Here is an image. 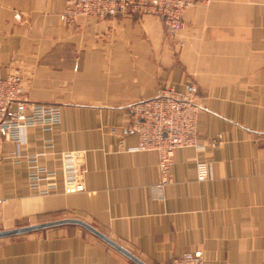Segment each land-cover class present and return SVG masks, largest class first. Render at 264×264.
<instances>
[{
    "label": "crops",
    "instance_id": "1",
    "mask_svg": "<svg viewBox=\"0 0 264 264\" xmlns=\"http://www.w3.org/2000/svg\"><path fill=\"white\" fill-rule=\"evenodd\" d=\"M64 9V0H0L2 74L19 69L31 100L61 109L51 129L30 127L20 150L0 141V230L74 218L146 264L187 251H201L205 264H264V0H196L177 38L156 15L69 25ZM188 83L199 92V139L220 143L177 148L172 182L158 192L159 155L135 150L126 125L136 102ZM67 151L77 154L83 192H64ZM204 160L214 176L198 180ZM36 166L54 173L39 184L55 186L47 193L29 184ZM0 264L137 263L65 225L0 238Z\"/></svg>",
    "mask_w": 264,
    "mask_h": 264
},
{
    "label": "built area",
    "instance_id": "2",
    "mask_svg": "<svg viewBox=\"0 0 264 264\" xmlns=\"http://www.w3.org/2000/svg\"><path fill=\"white\" fill-rule=\"evenodd\" d=\"M195 2L196 0H66L61 19L73 25L79 18L103 19L152 14L163 20L166 35L175 38L183 28L186 10ZM16 18L20 19V15L16 14ZM1 71L0 68V141L14 142L20 150L26 143V131L38 125L51 129L60 122L61 109L56 104L31 100L19 69H12L5 75ZM198 101L196 84L188 83L182 90L168 84L158 88L154 97L140 100L132 106L126 128L138 136L135 150L158 153L160 180L155 185L158 192H162L164 186L172 182L170 171L177 148L193 147L203 150L209 145L216 147L219 144L215 139H199L197 120L201 106ZM22 156L19 151L17 160ZM3 158L0 151V161ZM30 159L35 161L36 157L30 156ZM53 175L47 168L39 167L28 176V181L35 191L47 193L55 186L40 190L39 184ZM61 175L66 194L85 191L76 152L67 151L62 154ZM197 176L198 180L214 176L210 162H197ZM172 264H205V260L201 251H187L175 258Z\"/></svg>",
    "mask_w": 264,
    "mask_h": 264
},
{
    "label": "water",
    "instance_id": "3",
    "mask_svg": "<svg viewBox=\"0 0 264 264\" xmlns=\"http://www.w3.org/2000/svg\"><path fill=\"white\" fill-rule=\"evenodd\" d=\"M65 225H77L80 226L90 233L94 234L98 238L102 239L105 241L107 244L110 246L114 247L118 251H120L122 254L127 256L129 259L134 261L137 264H146L144 261H142L140 258H138L136 255L131 253L129 250L106 236L104 233H102L100 230L92 226L91 224L80 220V219H74V218H64V219H59V220H54V221H49V222H43V223H37V224H31V225H25V226H18L12 229H6V230H0V238H5V237H12V236H18V235H23V234H28L40 230H45L48 228H53V227H59V226H65Z\"/></svg>",
    "mask_w": 264,
    "mask_h": 264
},
{
    "label": "rangeland",
    "instance_id": "4",
    "mask_svg": "<svg viewBox=\"0 0 264 264\" xmlns=\"http://www.w3.org/2000/svg\"><path fill=\"white\" fill-rule=\"evenodd\" d=\"M64 6H66V0H64ZM185 15V14H184ZM15 17H16V15H15ZM159 17V16H158ZM163 21V20H162ZM163 26H164V24H163ZM164 31H165V29H164ZM178 36V35H177ZM175 38H177V37H175ZM219 143H220V141H219ZM22 226V225H21ZM25 226V225H24ZM18 227V226H17Z\"/></svg>",
    "mask_w": 264,
    "mask_h": 264
}]
</instances>
